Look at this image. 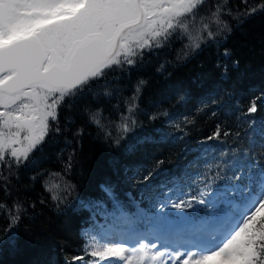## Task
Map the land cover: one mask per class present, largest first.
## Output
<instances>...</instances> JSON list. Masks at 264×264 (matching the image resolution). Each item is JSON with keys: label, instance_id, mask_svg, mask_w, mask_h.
<instances>
[{"label": "trees", "instance_id": "1", "mask_svg": "<svg viewBox=\"0 0 264 264\" xmlns=\"http://www.w3.org/2000/svg\"><path fill=\"white\" fill-rule=\"evenodd\" d=\"M261 2L204 0L184 21L198 35L173 33L65 98L28 161L0 165V264H83L89 235L161 231L162 209L205 177L223 190L237 161L264 167Z\"/></svg>", "mask_w": 264, "mask_h": 264}, {"label": "snow or ice", "instance_id": "2", "mask_svg": "<svg viewBox=\"0 0 264 264\" xmlns=\"http://www.w3.org/2000/svg\"><path fill=\"white\" fill-rule=\"evenodd\" d=\"M203 3L204 0H0V165L10 168L14 164L19 168L26 163L45 142L53 127L50 122L58 120V108L65 98L75 96L114 65H134L135 56L153 44L161 47L160 38L167 39L177 27L186 31L181 21L194 17ZM258 10H264V0L251 13ZM204 27L207 29V25ZM208 37L213 38V33L208 32ZM256 111L253 100L247 113ZM122 129L129 131L127 124ZM60 130L57 124L55 131ZM261 134L264 136V129ZM220 136L217 127L206 139ZM161 164L162 160L156 167ZM235 167L236 171L227 177L231 187L211 191L214 180L205 177L203 190L171 203L173 209L193 212L183 218V236L178 240L156 236L161 241L159 245L139 241L133 247L118 243L101 248L92 244L91 251L85 249L90 261L81 256L73 257V261L264 264V167L257 168L254 161H237ZM152 175L150 171L144 180ZM234 200L240 202L235 210ZM201 213L203 217L199 218ZM18 221L19 215L12 214L6 230L11 232Z\"/></svg>", "mask_w": 264, "mask_h": 264}, {"label": "rangeland", "instance_id": "3", "mask_svg": "<svg viewBox=\"0 0 264 264\" xmlns=\"http://www.w3.org/2000/svg\"><path fill=\"white\" fill-rule=\"evenodd\" d=\"M189 17L184 18L181 22L187 26L186 31H191L193 35H198L193 31L191 28L190 23H184L185 20H187ZM183 28L177 27L173 33H179L180 35L186 34L188 37L190 34L186 32ZM161 41L163 40V37L160 38ZM154 46V44H153ZM133 47H135V44H133ZM139 51V50H138ZM123 59V56L121 57ZM233 205H235L236 209L239 208V205L237 203L233 202ZM196 207V206H195ZM235 210V209H233ZM163 215L160 214L158 217V227L161 231L158 229H152L147 232H129L128 234L125 233H111L110 235H89L90 241L89 243L92 244H98L101 248L103 247H115L118 243H124L126 247H133L138 246L139 241H145V242H155L158 245L161 243L160 240L156 239V236H163L167 237L168 239L172 241L178 240L180 237L183 236L182 232V225H183V218L189 215H192V209H185V210H176L171 208L170 205L164 207L162 209ZM200 217H203V214H201ZM149 233H153L155 235H149ZM105 264H122V262L117 261L115 259H109L105 262Z\"/></svg>", "mask_w": 264, "mask_h": 264}]
</instances>
